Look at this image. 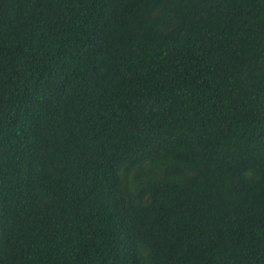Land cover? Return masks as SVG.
Listing matches in <instances>:
<instances>
[{
    "label": "trees",
    "instance_id": "obj_1",
    "mask_svg": "<svg viewBox=\"0 0 264 264\" xmlns=\"http://www.w3.org/2000/svg\"><path fill=\"white\" fill-rule=\"evenodd\" d=\"M0 264H264V0H0Z\"/></svg>",
    "mask_w": 264,
    "mask_h": 264
}]
</instances>
